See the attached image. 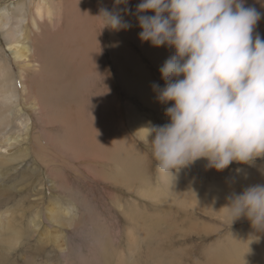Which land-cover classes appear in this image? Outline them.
<instances>
[{
	"label": "rangeland",
	"instance_id": "1",
	"mask_svg": "<svg viewBox=\"0 0 264 264\" xmlns=\"http://www.w3.org/2000/svg\"><path fill=\"white\" fill-rule=\"evenodd\" d=\"M41 1L0 0V11L24 4L31 18L33 5ZM105 1L99 8L112 10L115 0ZM139 2L129 0L127 7L134 11ZM87 3L95 6L93 0ZM244 6L260 13L253 36L264 39V0H244ZM123 18L130 28L114 31L102 26L103 33L96 36L101 75L100 80L89 82L85 103L77 93H69L66 103L52 102L43 76L47 72L40 73L38 67V53L31 62L17 58L0 30V52L12 69L17 93L16 116L1 128L5 137L0 145V212L8 213L12 226L22 230L17 246L0 249V264H264V233L255 232L246 218L231 224L218 206L191 211L174 200L155 205L137 192L143 179H148L143 163L133 156L143 149V140L135 135L126 115L144 109L147 103L141 105L145 98H135L121 80L131 75V66L145 59V52L142 54L136 45L140 32L136 18L131 14ZM23 27V33L30 35L31 28L25 23ZM37 40L35 33L29 40L12 45L20 54L23 46L29 51L30 41L36 45ZM161 47L169 56L174 54L172 48ZM121 52L126 54L124 58ZM145 60L150 75L153 71L160 77V59L152 60L155 66H150L148 56ZM22 62L41 76L35 79L27 71L28 83L24 85L18 69ZM119 64L123 66L118 68ZM26 87L37 96H47L41 101L47 107L45 118L35 114L31 95L23 92ZM53 145L56 149L66 147L67 153L56 151ZM237 168L242 171L237 173ZM155 173L154 169L151 175ZM205 182L216 183L210 179ZM258 183L264 184V159L253 166L234 163L233 171L217 178V187L224 188ZM55 205L73 207V213L60 225L48 221L49 209ZM139 211L135 223L133 213ZM34 214L38 216L36 230L29 226ZM146 216L155 218L146 221Z\"/></svg>",
	"mask_w": 264,
	"mask_h": 264
},
{
	"label": "clouds",
	"instance_id": "2",
	"mask_svg": "<svg viewBox=\"0 0 264 264\" xmlns=\"http://www.w3.org/2000/svg\"><path fill=\"white\" fill-rule=\"evenodd\" d=\"M128 3L101 8L103 28L127 30L131 14L142 43L174 50L159 69L163 87L152 85L157 101L171 105L168 122L138 130L157 171L174 179L197 160L221 172L264 159V39L253 36L260 13L244 0H140L134 11ZM220 210L264 233V184L230 192Z\"/></svg>",
	"mask_w": 264,
	"mask_h": 264
},
{
	"label": "crops",
	"instance_id": "3",
	"mask_svg": "<svg viewBox=\"0 0 264 264\" xmlns=\"http://www.w3.org/2000/svg\"><path fill=\"white\" fill-rule=\"evenodd\" d=\"M47 1V5H49V0ZM93 2L95 7L99 8L101 0H94ZM59 10H65V7H61V5L55 6L53 7L52 12L55 15H58L60 13ZM63 16V28L65 29L64 40L66 41V47L62 51V56L66 60H78L80 57L77 55V52L85 50L88 45V40L82 32V27L89 24L91 21V15L89 13H84L80 5L73 4L67 10H65ZM102 26L103 25L101 23L100 28ZM138 37L139 34L136 39V45L142 54L145 52V54H143L145 59L147 56L149 57V61L152 64L150 66H155L152 60L156 61L158 58L160 59L162 65L164 61L170 57L169 51L166 48H154L149 43H142ZM56 38V35L50 36L52 41H55ZM125 55V53L121 52L122 58H124ZM145 59L138 61L137 65L131 66V69L129 68L131 75L129 77H125L124 80H121V83L127 88L128 91H130L132 94H136L135 98L140 100L142 99L141 97L145 98L144 103L139 101L141 105L147 103L145 104L144 109H141L140 111L135 110L133 115L132 113L126 115L128 117L130 116V125H132L135 135L141 140V142L143 140V133L138 130L141 129V127L143 128L147 126L149 122H151L153 125H163V123L166 124L168 120L165 117L164 112L167 107L171 106L170 104H161L157 101V92L153 89L152 85L158 84L163 87L164 82L161 77L153 73V71H150V75L148 72L149 70L145 66ZM120 66L122 67L123 64H119L118 68ZM38 67L40 69V73L43 74L44 72H47V69L42 66L41 62L38 64ZM99 72L101 73V68L98 70V74ZM66 73L70 75L72 80L76 79L81 74L80 71L72 70L66 61L63 64L61 74L59 76L54 75V78L57 82H52L51 75L48 72L47 76L43 75L46 79L45 82L48 84V96H50L49 99H52V102H57V104L66 103L65 100L67 97L65 90L60 84V80L66 76ZM118 73L122 74V71H119ZM100 75L101 74H99V76ZM145 84H147V86ZM87 90L88 88L86 89V96ZM48 108L50 109V106ZM115 110L118 111L119 108L116 107ZM134 117H137V119ZM148 117L151 118L149 119ZM160 120L163 123L159 122ZM53 147L56 149L54 145ZM56 151H59L65 155L67 153V148L60 146V148L56 149ZM133 156L138 162L143 163V170L146 172V178H148L146 182L143 179L142 185L139 187V189H137V192L144 199L149 200L155 205H165L168 202H172L174 200V202L182 206L184 210L190 209L191 211H195L196 209L200 208L204 209V207L211 209L212 206H218V209L220 210L226 203V197L230 192L235 191L239 193L241 190H243V188L217 187V178L224 177L226 173H228V170L233 171L234 163L229 165L228 170L225 169L221 172H216L206 167L207 162L205 160H197L191 165L180 169L178 172H174V179H172L171 177L161 175L157 171L156 161L152 157L150 148L144 142L143 149L135 152ZM154 169L156 173L151 175L152 170ZM153 179H155V184ZM207 179L215 180V186L207 184V182H205ZM202 181L204 183L203 186ZM155 188L156 190H153ZM133 217H135V223H137L140 217V211L137 214L133 213ZM152 218L155 217L146 216L145 219L147 221L148 219ZM221 233L225 234V232Z\"/></svg>",
	"mask_w": 264,
	"mask_h": 264
},
{
	"label": "bare ground",
	"instance_id": "4",
	"mask_svg": "<svg viewBox=\"0 0 264 264\" xmlns=\"http://www.w3.org/2000/svg\"><path fill=\"white\" fill-rule=\"evenodd\" d=\"M103 1L104 0H101L102 3ZM73 4L80 5L84 13H89L91 15V21L89 22V24L82 27V32L88 40L87 48L83 51L77 52V55L80 57L78 60L71 61L66 60L62 56V51L66 47V41L64 40L65 29L63 28V14L65 13V10H67ZM59 5H61V7H65V10H59L60 13L58 15H55L52 12L53 7ZM99 12L100 8H97L94 5H89L87 3V0H49V5L46 4L45 0H42L41 3H36V5H33L32 16L30 18L28 16L25 5L18 4L14 7V9H2L0 11V30L3 34V37L9 42V48L17 58L25 60L28 59V62H31L34 57H37L38 53V60L51 75V80L53 83L57 82L54 78V75L59 76L61 74L63 64L66 61L68 62V65L72 70L80 71L81 74L74 80H72L70 75L66 73V76L60 80V84L65 90L66 97L69 95V93L71 95L77 93L79 96H81L80 100L82 101V103H85V93L86 89L89 87L88 84L95 78L99 79L100 76L98 74V70L102 68L100 67V47L97 44L98 40L96 41L97 34L100 35L103 33H101V31L103 30H101L100 28L101 22L98 18H96V16L99 15ZM24 23L26 26H29L31 28L30 35L28 33H23ZM35 33L38 36L36 45H34L32 41H30V50L28 51L27 45H25L23 46L22 51L19 54L16 46L12 45V43L18 44L20 41H22V39L27 41L30 39V36L33 37ZM51 35H56L57 38L55 41H52L50 39ZM18 65L21 81L24 85H26L28 83V80L26 78L27 71H31V69H26V63L24 62L19 63ZM29 73L33 75L35 79L41 76L37 72L31 71ZM11 74L12 69L8 66L6 57L0 52V145L1 140L5 137V133L2 132L3 129L1 128H3L10 122V117L16 116L13 113V109H16L17 93H15L14 90V83ZM90 83L92 84L93 82ZM26 88L27 90L24 89L23 92H27L29 95H31L35 114H42L43 118H45L46 116H44L43 113H45L47 107H44V104H41V101L42 99H46L47 96L44 94L37 96L33 90L29 91L28 87ZM16 123L19 125V127L23 129L25 128V125H23L21 121L16 120ZM50 140L52 141V139ZM0 162L3 163V160L0 159ZM59 208H61L62 210H59ZM72 208L73 207L71 206L58 207V205H55V208L49 209L48 221L55 225L62 224L64 220L68 219L70 213H73ZM65 210H67L68 212H66ZM66 215L68 216L66 217ZM37 218V214H34L30 218V229L36 230L38 228L39 224L37 222ZM64 224L65 223H63V225ZM139 224L143 225L141 222H139ZM21 231L22 230L18 229L17 226H12L10 222V215L8 213L0 212V249H12L13 247L17 246L22 236ZM131 233L132 231L129 233V235L132 236ZM54 240H57V236L54 237Z\"/></svg>",
	"mask_w": 264,
	"mask_h": 264
}]
</instances>
